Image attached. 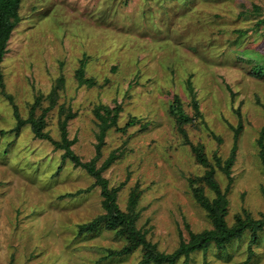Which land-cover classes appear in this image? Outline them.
Wrapping results in <instances>:
<instances>
[{
    "label": "rangeland",
    "instance_id": "1",
    "mask_svg": "<svg viewBox=\"0 0 264 264\" xmlns=\"http://www.w3.org/2000/svg\"><path fill=\"white\" fill-rule=\"evenodd\" d=\"M20 15L0 86V264L142 260L141 250L110 255L127 243L114 231L80 232L104 213L102 189L85 168L63 160L65 150L37 138L30 123L15 131L16 113L28 120L34 110L40 118L54 88L44 132L61 141V122L68 120L72 149L83 162L98 156L97 106L121 105V128L139 120L126 132H106L97 166L117 153L103 176L120 188L122 210L140 191L138 228L161 252L173 253L190 231L212 228L190 182L211 169L227 192L229 225L238 215L263 218L264 76L251 68L264 59V0H23ZM83 65L94 85L80 84ZM175 96L197 116L185 126L189 143L169 113ZM192 145L203 146L211 166L197 161ZM234 150L227 174L217 157L225 167ZM205 194L216 196L208 186ZM251 243L248 231L226 251L212 245L189 263L264 264V231Z\"/></svg>",
    "mask_w": 264,
    "mask_h": 264
},
{
    "label": "trees",
    "instance_id": "2",
    "mask_svg": "<svg viewBox=\"0 0 264 264\" xmlns=\"http://www.w3.org/2000/svg\"><path fill=\"white\" fill-rule=\"evenodd\" d=\"M23 0H0V86L4 89L3 84V71L2 63L8 52V45L14 29L21 22V6ZM259 9V8H256ZM259 23H264V18L259 20ZM248 62V61H247ZM248 63H253L249 61ZM252 73L257 76H264V59L261 62L252 65ZM84 65L78 72V80L80 84L94 85L93 80H86L84 76ZM62 81V80H61ZM189 88L193 93L192 83L189 82ZM49 95L51 105L45 110L40 118H36L34 110L28 120L20 118L17 109L16 114L19 119L15 131L19 130L26 124L30 123L35 136L41 140L50 141L55 149L65 150L63 160L70 159L76 167H82L95 179V185L102 189L101 195L103 197L102 206L104 213L99 215L93 221L80 226L81 233H95L101 228H105L109 231H114L117 236L126 240V245L121 250H110V255L123 256L129 255L135 251H142V260L139 264H178L182 257L186 258L185 264H190L189 259L191 254L197 251H203L207 254L212 245L216 246L220 250H227L229 244L234 240L241 239L246 232H251L252 244H257L259 241L260 232L264 231V215L260 220L254 219L249 214L246 217L238 215L233 225H229L226 216L228 213L229 202L227 199V192H223L215 179V170L211 169L201 177L191 179V188L196 201L203 207L208 218L211 221L212 228L205 230L201 233H194L190 231V238L188 241L183 240L180 247L173 253L161 252L157 245L152 243L147 238V233L138 228L137 222L139 219V213H136L138 201L141 193L138 189H134L130 195L128 206L126 210H122L118 204L119 187H111L108 179L103 176V172L107 170L110 165L117 159V153L113 152L110 157L98 168L97 160L101 155V147L104 144L106 132L116 127L118 130L126 132L129 128L137 125L139 120L137 118H131L125 126L122 128L118 126V121L122 113V106L117 105L114 108L109 106L99 105L95 108L94 114L99 120L100 132L98 134L97 154L93 160L89 162H83L82 159L73 151L72 146L74 140H70L68 137V120L61 122L62 140H54L48 133L44 132L46 126V116L48 112L56 105L57 88H54ZM193 95V106L196 114L200 115L199 104L196 102V94ZM11 98V96H9ZM170 115L176 120L180 132H183L189 139L185 129L186 125L191 124L196 115L190 116L184 109V105L178 96L170 104ZM62 114L64 112L62 111ZM68 117H72L69 113ZM264 133L260 140L261 157L264 162ZM194 155L197 161L204 166H209L210 163L205 156L203 146L192 145ZM235 150L232 157L226 161V166L223 167L221 159L217 157L218 166L227 174L230 173V168L234 164ZM211 166V165H210ZM205 186H208L216 194L215 198L211 199L205 194ZM252 251V250H251ZM253 252V251H252Z\"/></svg>",
    "mask_w": 264,
    "mask_h": 264
}]
</instances>
